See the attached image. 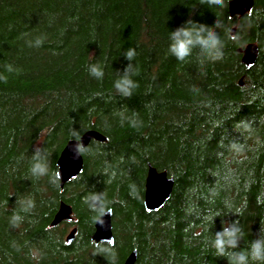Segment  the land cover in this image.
Wrapping results in <instances>:
<instances>
[{"label": "trees", "instance_id": "16d2710c", "mask_svg": "<svg viewBox=\"0 0 264 264\" xmlns=\"http://www.w3.org/2000/svg\"><path fill=\"white\" fill-rule=\"evenodd\" d=\"M229 1L221 7L201 0H0V75L7 77L0 80V264H35L28 255L33 246L44 253L40 264H109L93 255L97 244L108 246L91 239L101 215L84 203L92 192H103L113 210L115 264L135 249V264H228L208 243L224 221H240V249L258 237L264 0L242 17L230 15ZM188 19L210 27L220 22L223 59L201 64L199 49L184 61L169 53L170 32ZM233 27L237 41L230 39ZM249 43L258 45L259 56L248 69L238 49ZM129 48L136 51L132 61L125 57ZM129 63L139 85L130 98L113 87ZM8 64L18 71L8 72ZM90 64L102 67L103 79L89 74ZM124 109L138 113L139 127L121 125L115 113ZM241 120L252 123L251 134L234 130ZM71 129L79 136L97 130L107 141H91L84 170L61 188L60 180L50 181L62 149L76 139ZM232 139L244 144L242 154L228 150ZM37 147L49 164L39 179L30 173ZM149 163L175 180L170 199L154 212L144 205ZM26 195L35 207L12 227L16 200ZM61 201L74 219L54 227Z\"/></svg>", "mask_w": 264, "mask_h": 264}, {"label": "clouds", "instance_id": "9594fccd", "mask_svg": "<svg viewBox=\"0 0 264 264\" xmlns=\"http://www.w3.org/2000/svg\"><path fill=\"white\" fill-rule=\"evenodd\" d=\"M201 3L222 7L224 5V0H201ZM251 14V11H249L248 15L251 16ZM219 27H221V24L218 20H216L215 26L210 27L205 24H198L192 19H188L180 27L170 32L168 51L178 61H184L192 54L194 49H199V62L201 64H203L205 60L212 62L221 60L224 55V45L216 31ZM230 39L237 41L239 36L231 35ZM31 43L32 42L30 41V46ZM34 43L36 46H39L42 43V39L37 38ZM135 56L136 51L133 48H129L125 53V57L129 61H132ZM5 67L8 72L18 71L17 69H14L11 64L6 65ZM88 72L98 80L103 79L104 71L99 64H90L88 66ZM135 72L136 69H134L133 65L129 63L124 69L123 74H120L115 79L113 87L117 94L129 98L132 96L133 91L139 86L137 82L132 79V75H134ZM0 80L6 82L7 77L0 75ZM195 90V86H193V91ZM126 113L127 109L115 113V115L120 118L121 125L127 121L131 127H139L140 121L138 119V113L133 112L131 116ZM234 130L240 132L242 136L245 134H251L252 123L247 120H241L235 124ZM71 134L76 138V144L72 149L75 153L73 159H75L77 156L87 153L89 148L82 143L76 130L71 129ZM228 150L237 155L242 154L244 152V144L236 139H232L228 144ZM105 172H107V169H105ZM30 173L37 179L48 175L49 173L48 157L40 147H37L31 156ZM112 175L114 176L115 173ZM60 179L61 173L57 171L50 182L58 183ZM84 203L89 206L90 210L99 212L101 215L111 213V209L107 208L105 194L103 192L90 193L85 197ZM258 203H264V201L258 200ZM16 204L19 206L18 210H13L9 218V223L12 227L18 228L24 220V217L20 213H29L35 207V200L31 195L21 196L17 198ZM241 211V209L237 208L235 214L239 215ZM213 219L214 217L212 216L205 217V221L207 222H212ZM243 237L244 232L240 227L239 220L231 222L224 221L221 230L217 231L208 243L210 244V247L214 249L216 256L225 257L228 264H264V224L260 225L258 237L249 241L247 248L240 249V241ZM104 243L108 247H103L100 244H97L96 247L98 248V251L93 253V255H102L108 260L109 264H115L116 253L111 250L113 241L108 240ZM13 246L16 247L15 244ZM28 255L35 264H40L44 253L41 249L33 246L29 249Z\"/></svg>", "mask_w": 264, "mask_h": 264}, {"label": "water", "instance_id": "95a60500", "mask_svg": "<svg viewBox=\"0 0 264 264\" xmlns=\"http://www.w3.org/2000/svg\"><path fill=\"white\" fill-rule=\"evenodd\" d=\"M255 0H230L229 1V13L232 17H242L253 10ZM232 35L236 34V27L232 28ZM238 52L242 55V63L246 68H251L258 56L259 47L255 43L246 44L244 47H240ZM240 84H243V80H240ZM81 141L85 146H89L92 140L99 142H106L107 138L101 132L97 130H87L81 136ZM76 139L69 140L62 149L59 158L57 160V171L61 173L60 186L63 188L65 184L75 179L84 170V157L83 155H75L74 145ZM174 178L170 177L167 172L159 171L152 164H148L147 176L145 179V193H144V205L147 211L154 212L160 210L166 202L170 199L173 188ZM111 209V208H110ZM73 218V209L70 204L65 201H61L58 211L54 215L51 225L58 226L65 221H71ZM77 228L74 227L67 235V242H73ZM91 239L96 243H104L108 240L115 242V236L113 231V210L111 213L100 215L95 222V230ZM112 244V245H113ZM137 261V250H132L126 257L123 264H135Z\"/></svg>", "mask_w": 264, "mask_h": 264}, {"label": "bare ground", "instance_id": "6f19581e", "mask_svg": "<svg viewBox=\"0 0 264 264\" xmlns=\"http://www.w3.org/2000/svg\"><path fill=\"white\" fill-rule=\"evenodd\" d=\"M228 10H229V4H228Z\"/></svg>", "mask_w": 264, "mask_h": 264}]
</instances>
